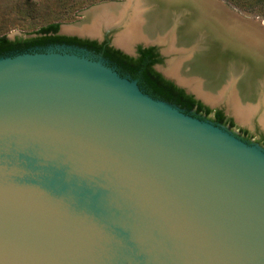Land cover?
Instances as JSON below:
<instances>
[{
    "label": "water",
    "instance_id": "95a60500",
    "mask_svg": "<svg viewBox=\"0 0 264 264\" xmlns=\"http://www.w3.org/2000/svg\"><path fill=\"white\" fill-rule=\"evenodd\" d=\"M202 3L126 0L157 40L120 50L157 48L215 92L237 77L238 98L258 101L264 23L217 0L237 18L223 29ZM0 264H264V149L84 50L2 56Z\"/></svg>",
    "mask_w": 264,
    "mask_h": 264
},
{
    "label": "rangeland",
    "instance_id": "374dc122",
    "mask_svg": "<svg viewBox=\"0 0 264 264\" xmlns=\"http://www.w3.org/2000/svg\"><path fill=\"white\" fill-rule=\"evenodd\" d=\"M218 1H220L228 9L235 13H238L242 17L264 23V17L243 13L235 9L234 7L228 5L223 0ZM125 2L126 0H0V37L6 36L7 38H9V40H14L15 38H22V36L27 37L29 36L28 34H31L42 27H45L52 23H59V31L61 35H77L78 37L86 38V36L83 35L81 36L75 33H67L64 31V29L84 23L87 20V14L94 9L101 8L109 4L120 5L121 3ZM116 26L117 25H112L110 26V28H102L99 36H89V38H100L103 31L110 30L109 34L111 35L110 39L112 41V44L115 48L120 50L119 46L115 44V41L117 36L123 31H121V29L112 28ZM168 60H170V58H163L162 63L157 65L155 67V70L160 74H163L164 72L169 70V65L166 64ZM180 77L186 81L185 83L181 84V86L184 89H191L190 85H187V83L189 82L194 84L195 82L188 80L183 76ZM239 77L240 76H238V79ZM235 78L237 77H234L233 79H230L228 81L225 80V82L219 87V91H221L220 94H223L222 99L219 98L218 103L210 109L222 111L225 116H227L233 121L235 127H233L232 129H229L227 127L226 128L228 131H230L232 134H235L237 137H239L240 135V132L237 131V129L239 128L247 130L250 133L256 134V132H259V134H264V128L261 124V118L264 114V94L263 96L260 94V99H258V101L256 102H254V100H251V102L254 103L244 102V104L246 103V107H254L255 105H258L257 108H259L256 110L255 115H253L249 123L244 124L238 121L235 115L233 114L232 110L229 108L228 99L230 96V91H228V89H230L231 86L233 87L234 85V88L231 92L235 93L237 100L239 99L236 92H234L236 90L235 86L237 85L235 83H237L238 81L237 79V81H234ZM256 82H259V80ZM256 82H253V86L257 87L259 85L258 89L259 87H261L260 89H263V82L261 80L259 84ZM202 85L204 84L202 83ZM201 99H203V97H201ZM209 118L211 119V116ZM202 119L210 121L206 118Z\"/></svg>",
    "mask_w": 264,
    "mask_h": 264
},
{
    "label": "trees",
    "instance_id": "16d2710c",
    "mask_svg": "<svg viewBox=\"0 0 264 264\" xmlns=\"http://www.w3.org/2000/svg\"><path fill=\"white\" fill-rule=\"evenodd\" d=\"M223 1L243 13L264 17V0ZM59 26V23L49 24L28 34L33 37L26 39L15 38L14 40H9L6 36H1L0 57L33 51L34 49H40L49 44H57L60 41H66V43L77 41L75 39L55 36L59 31ZM90 44L94 45L95 43ZM154 51V48H139L137 56L134 58L126 56L118 50L111 51L105 48L101 50L102 55L110 59L113 65L116 66V70L120 75L136 80L139 88L147 95L177 106L185 113H191L197 117L209 118L213 114L215 123L222 124V112L205 107L200 101L186 94L183 89L178 88L172 82L164 79L161 74L154 70L153 66L161 63V60L154 58ZM109 66L113 68L111 64Z\"/></svg>",
    "mask_w": 264,
    "mask_h": 264
},
{
    "label": "bare ground",
    "instance_id": "6f19581e",
    "mask_svg": "<svg viewBox=\"0 0 264 264\" xmlns=\"http://www.w3.org/2000/svg\"><path fill=\"white\" fill-rule=\"evenodd\" d=\"M202 1L204 2L202 3V5H205L206 7H209L208 9H212L214 11L216 18L219 23L222 24L223 29L229 28L231 24H236L237 18H235L234 15L232 16V14H230L229 12L225 11L222 6L217 3V0ZM86 17L87 20L84 23L78 24L73 27L65 28L64 31L67 33L79 34L81 36L83 35L97 37L99 36L102 28H110V26L112 25H117L116 27H122L121 31L123 32H120L121 34L117 36L115 44H117L119 48L126 52H130L132 50L133 45L136 43L147 44L150 42H155V40H157V38H155V35H153L154 32L153 30H151V27H149V24H147V26L144 21H142V19L138 16L130 18L127 14L126 8L120 5H105L101 8L92 10L87 14ZM244 23L249 27L253 26V28L258 29L257 24H253L250 22ZM245 31L247 32V35L249 37L254 38V35L251 34L249 30ZM179 71L180 67L175 65L174 63H171L169 65V70L164 73L170 77L176 78V80L180 84H183L186 81L180 77ZM187 85H190V90H194V92L198 96L203 97V99L210 104L215 105L218 103L219 98L222 99L223 94H220L221 91L215 92V90L207 89L204 85H202V81H197L194 84L188 82ZM231 93L228 99L229 108L232 110L233 114L235 115L238 121L244 124L249 123L253 115H255L256 110L259 109L257 108L258 106L246 107L245 104L247 102L244 104L241 99H238V101L235 93ZM261 95L263 96L262 92ZM261 124L264 128V114L261 118Z\"/></svg>",
    "mask_w": 264,
    "mask_h": 264
},
{
    "label": "flooded vegetation",
    "instance_id": "af4514ba",
    "mask_svg": "<svg viewBox=\"0 0 264 264\" xmlns=\"http://www.w3.org/2000/svg\"><path fill=\"white\" fill-rule=\"evenodd\" d=\"M109 32H110V30H105L101 34L100 38L90 39L89 36H86V38L85 37L82 38V37H78L77 35H74V36L61 35L60 31H58L55 36L65 37L68 39H75L78 42L77 41L76 42L71 41V43H66V41H63V42L60 41L57 44H49V45H47L43 48H40V49H46V48L55 47V46H64V47H70V48H74V49H81V50H84L85 52L89 53L91 56L103 59L105 62L108 63V65L111 64L113 66V68L116 70V66L113 65L111 60L102 55V52H101L102 48H105V49L111 50V51L118 50L126 56H129V55L114 47V45L112 44V41L110 39L111 35L109 34ZM80 43H82V44H80ZM90 43H95V44L92 45ZM139 48L147 49L146 47H143L141 45L134 46L135 57L137 56V51ZM148 48H154V47H148ZM154 49H155V51L153 52L155 55L154 58L157 60H161V63H162L163 58L161 57L158 49L157 48H154ZM15 52H18V51H15ZM129 57H131V56H129ZM157 65H159V64H156L153 66L154 70H155V67ZM217 111H220V110H217ZM220 112H222V111H220ZM210 116H211V119L210 118H206V119H209L211 122L215 123L213 114H211ZM222 116H223V122H222V124H218V125L225 126L229 129H232L233 127H235V125L233 124V121L230 118H228L227 116H225L223 114V112H222ZM199 118H204V117L201 116ZM215 124H217V123H215ZM237 131L240 132V135L238 138L240 140H242L243 142H245L247 144H256V145H259V146L264 148V134H262V133L259 134V132H256V134L250 133L249 131L241 129V128L237 129Z\"/></svg>",
    "mask_w": 264,
    "mask_h": 264
}]
</instances>
